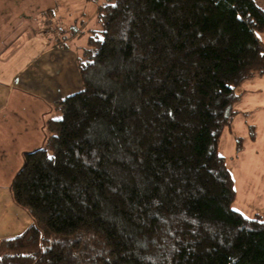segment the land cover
<instances>
[{
	"label": "trees",
	"instance_id": "trees-1",
	"mask_svg": "<svg viewBox=\"0 0 264 264\" xmlns=\"http://www.w3.org/2000/svg\"><path fill=\"white\" fill-rule=\"evenodd\" d=\"M86 1H103L102 29L82 89L23 155L10 192L33 224L0 243V264H264V214L234 210L220 154L240 89L264 77V4Z\"/></svg>",
	"mask_w": 264,
	"mask_h": 264
},
{
	"label": "crops",
	"instance_id": "crops-1",
	"mask_svg": "<svg viewBox=\"0 0 264 264\" xmlns=\"http://www.w3.org/2000/svg\"><path fill=\"white\" fill-rule=\"evenodd\" d=\"M78 1L75 8L74 0H0V188L10 191L24 153L44 145L55 104L82 89L78 65L98 8L87 14L88 1ZM81 39L84 47L74 45ZM248 137L245 146L257 142ZM258 186L264 196V175Z\"/></svg>",
	"mask_w": 264,
	"mask_h": 264
},
{
	"label": "rangeland",
	"instance_id": "rangeland-1",
	"mask_svg": "<svg viewBox=\"0 0 264 264\" xmlns=\"http://www.w3.org/2000/svg\"><path fill=\"white\" fill-rule=\"evenodd\" d=\"M86 1V0H80ZM264 4V0H258ZM87 2V1H86ZM84 2V3H86ZM80 2L74 0V7L78 8ZM100 1L98 4H102ZM98 4L94 2H87V14L90 10L97 9ZM97 18L86 27L87 29L101 30V20ZM75 19V18H74ZM88 18H83L87 21ZM75 23V21H74ZM80 24V23H79ZM99 25V29H98ZM79 26V25H78ZM260 42L264 44V35H257ZM76 46H83L82 39L75 42ZM82 48V47H81ZM78 47V50L81 49ZM246 90L247 94L242 100L241 104L236 107L240 113L237 115L233 129L226 130L222 137L220 145V154L226 159L227 166L232 173L235 181V189L238 193V198L234 204V210H237L247 217H253L256 213H264V196L257 193L258 184L264 175V77L256 78L251 82L246 83L239 92ZM251 108H258L257 112L247 121L246 118L250 116ZM61 114L53 116V118H60ZM246 117V118H245ZM247 123L255 125V135L257 142L253 145L244 146L245 152L235 158V139L238 137H247L250 132L247 130ZM0 188V243L3 240L17 237L23 234L33 223L30 215L20 207L16 206L12 199L11 192L8 187L1 186Z\"/></svg>",
	"mask_w": 264,
	"mask_h": 264
}]
</instances>
